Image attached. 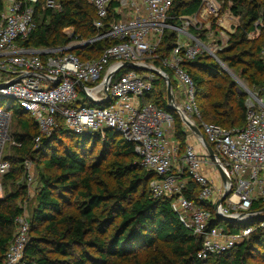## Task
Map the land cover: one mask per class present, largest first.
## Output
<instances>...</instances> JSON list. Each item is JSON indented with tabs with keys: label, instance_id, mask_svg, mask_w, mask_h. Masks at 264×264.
I'll return each mask as SVG.
<instances>
[{
	"label": "built area",
	"instance_id": "obj_1",
	"mask_svg": "<svg viewBox=\"0 0 264 264\" xmlns=\"http://www.w3.org/2000/svg\"><path fill=\"white\" fill-rule=\"evenodd\" d=\"M86 1L96 13L93 27L106 31L88 42L74 40L64 48L29 49L19 47L18 42L34 32L37 9L60 12V5L54 0H0V102L12 101L28 113L38 133L33 140L35 148L41 139L51 136L57 119H62L73 135L93 133L104 137L106 131L117 133L133 146L140 165L155 174L149 183L151 196L155 199L175 196L171 208L185 228L201 238L198 259L206 260L235 248L248 238L253 228L226 234L223 229L210 227L211 213L182 194L187 182L192 181L199 189L198 201L214 207L228 191L219 212L242 214L238 220L260 214L249 209L253 203L264 202V86L260 96L247 91L244 127L224 129L201 120L194 84L182 68L183 62L204 54L218 60L190 32L200 28L198 19L218 17V2L200 0L195 14L176 17L169 15L173 0ZM68 30H63L65 35ZM166 31L174 33L175 42L168 55L161 56L158 49ZM100 40H106L108 46L97 59L81 60L69 52L73 47L84 48ZM261 59L264 62V50ZM126 64L143 69H128ZM124 69L128 70L121 74ZM162 69L172 74L180 89V101L174 95L177 91L173 92L176 107L197 127L229 178L230 182L223 186L216 170L221 181L218 196L213 181L204 172L206 167H216L202 141L182 124L186 148L179 162L173 119L145 100L154 83L162 80L155 71L169 78ZM110 74L106 95L104 81ZM78 83L83 85L84 93ZM107 102L110 104L103 107ZM9 117L8 110L0 108V194L2 179L10 168L3 157L9 142L5 123ZM26 181L28 186L33 183L28 173ZM28 241L29 222L23 212L14 222V235L2 264H24Z\"/></svg>",
	"mask_w": 264,
	"mask_h": 264
},
{
	"label": "trees",
	"instance_id": "obj_2",
	"mask_svg": "<svg viewBox=\"0 0 264 264\" xmlns=\"http://www.w3.org/2000/svg\"><path fill=\"white\" fill-rule=\"evenodd\" d=\"M54 1L60 5V12L38 8L34 17L35 30L18 42L19 47L64 48L74 40L88 42L107 30L97 31L93 27L96 13L86 0ZM216 1L230 4V11L241 21L230 39L234 54L223 57L222 61L229 67L243 65V75L260 96L264 86V62L261 59L264 0ZM199 7L200 0H173L169 15L191 16ZM65 29L71 30L70 37L64 34ZM256 32L258 37L249 41V35ZM174 42V33L166 31L158 54L167 56ZM106 46L108 42L100 40L69 52L81 60H93ZM182 68L194 84L195 100L203 122L224 129L244 127L246 96L236 91L237 85L209 56L185 61ZM162 70L169 76L173 92L176 91L172 74L167 69ZM249 72L252 73L247 75ZM151 94L152 100H145L171 116L173 136L179 144L178 153L184 155L186 132L178 116L167 108L166 86L162 80L154 83ZM13 107L9 104L7 108ZM16 107L10 118L20 133L13 134L12 138L20 146L16 149V167H11L4 157L10 168L2 179L1 191L3 181L10 183L11 190L0 196V264L13 238L14 222L24 212L20 204L27 187L17 185V181L28 160L35 163L38 189L24 264H252L249 257L257 250V245L263 248L264 257V212L252 216L243 227L224 222L215 216L210 203L198 201L199 189L188 181L182 194L197 207L211 213L210 227L223 225L226 234L238 233L247 225L253 228L248 238L235 248L206 260L198 259L201 238L186 229L171 208L175 196L158 199L151 196L149 183L156 176L140 165L130 143L113 131H106L104 137L93 133L73 135L62 119H57L51 136L41 139L35 148L36 126L26 111ZM98 144L100 147L93 154ZM262 209L264 202H256L249 211Z\"/></svg>",
	"mask_w": 264,
	"mask_h": 264
},
{
	"label": "rangeland",
	"instance_id": "obj_3",
	"mask_svg": "<svg viewBox=\"0 0 264 264\" xmlns=\"http://www.w3.org/2000/svg\"><path fill=\"white\" fill-rule=\"evenodd\" d=\"M218 2V1H217ZM219 5V13L217 18H209L204 20L198 19V25H200V28L198 30H190V32L195 36L199 37L201 42L210 48V50L215 53L217 57V61L213 58H211L219 67V69L231 80L233 81L237 87L236 91L244 95V97L247 94V91H252L254 93H258V90L253 88L250 81L246 78L247 76L243 75L242 66L241 64L235 65L234 67H229L225 62L222 61L223 57L233 55L234 52L231 51L230 48V39L231 35L235 33L236 27H238L241 24L240 18L232 14L230 11V4L221 3L218 2ZM71 30L69 29L67 31V37H70ZM258 37V34H250L249 35V41H252ZM76 49H83L82 47H78ZM226 51V52H225ZM221 52H225L224 54H221ZM206 55V54H204ZM252 72H249L247 75L251 74ZM175 84V83H174ZM176 85V84H175ZM176 91H178V87L175 86ZM175 91V90H174ZM152 94H148L145 96V98L149 99V101L152 100ZM183 98V95H182ZM204 101V100H203ZM9 104H12L14 107L12 109L7 108ZM0 108L1 109H7L9 114L12 113L14 108H17L15 103L12 101H5L0 102ZM11 108V107H10ZM7 126V132L9 136V142L6 144L3 157L9 160L11 163V167H16L14 164V161H16L17 153L16 149L17 144H15L13 140V134L20 133V130L17 128L15 122L10 117L6 119L5 121ZM100 147V145H96L93 154H96L97 149ZM183 157V153H178V159L180 162V159ZM212 168L213 172V183L215 184V190L217 192V196L219 195V191L221 188V181L217 175L216 169L214 167ZM27 173L33 177V183L31 185H27L26 181V175ZM217 176V177H216ZM37 177V169L35 167L34 161H25L23 164V170L20 173L17 181V185H25L27 187V193L24 195L23 202L20 204L23 208L24 215L27 219V221L30 223L31 221V214L33 212V209L35 207V193L38 189V183L36 181ZM217 179V180H216ZM218 181V182H217ZM2 191L0 196H3L4 191L11 190L10 183L4 182L2 184ZM10 189V190H9ZM233 213L235 212L232 210ZM232 213V214H233ZM253 217L248 219H240L237 222L234 223V225H242L246 226L247 220H252ZM248 227H252V225H247ZM30 227V226H29ZM220 229H223V225L219 227ZM257 250L252 252L249 257V261L252 264H264V257H263V248L259 245L256 246ZM117 264V263H115Z\"/></svg>",
	"mask_w": 264,
	"mask_h": 264
},
{
	"label": "water",
	"instance_id": "obj_4",
	"mask_svg": "<svg viewBox=\"0 0 264 264\" xmlns=\"http://www.w3.org/2000/svg\"><path fill=\"white\" fill-rule=\"evenodd\" d=\"M77 47H73L70 50L76 49ZM128 69H136V70H142L143 68L138 67L136 65L133 64H126L125 65ZM156 75H159L160 77H162V80L164 81V83L166 84V100H167V108L173 112L174 114H176L178 116V118L180 119L181 123L191 132L193 133L196 137H198L205 149L206 152L208 154L209 159L215 164L216 170L220 175L221 181L223 186H225L227 183H229V178L227 177L226 173L224 172V170L221 168V166L218 164L217 159L215 154L213 153L212 149L209 147V145L206 143V141L204 140V138L202 137L201 133L199 132V130L197 129V127H195V125H193L184 115L183 113L176 107L174 99H173V90L171 87V81L167 76H164L161 74V71H155L154 72ZM112 78V74L108 75L106 80L104 81V91L105 94L107 95V88L106 85L108 83V81ZM78 88L81 92L84 93V87L81 83H78ZM94 105H99V103H94ZM229 195L228 191H225L223 196L218 199L215 203L214 206V214L215 216L224 221V222H228V223H232L234 224L235 222L238 221V218L242 217V214L234 216V215H222L220 214L219 210L222 206V203L224 201V199ZM260 213L264 212V209H262L261 211H259Z\"/></svg>",
	"mask_w": 264,
	"mask_h": 264
},
{
	"label": "crops",
	"instance_id": "obj_5",
	"mask_svg": "<svg viewBox=\"0 0 264 264\" xmlns=\"http://www.w3.org/2000/svg\"><path fill=\"white\" fill-rule=\"evenodd\" d=\"M180 89L178 88V91L174 94L175 95V98H176V101H180ZM212 171V168H210V167H206L205 169H204V172L207 174V177L209 178V179H213L214 180V178H213V172H211ZM217 180V179H216ZM218 182V181H217ZM214 186H215V184H214Z\"/></svg>",
	"mask_w": 264,
	"mask_h": 264
}]
</instances>
